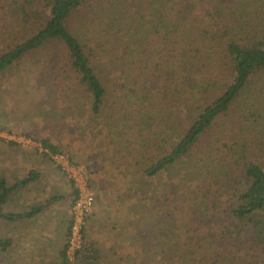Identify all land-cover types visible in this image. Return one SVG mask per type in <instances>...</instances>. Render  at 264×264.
Wrapping results in <instances>:
<instances>
[{"label": "trees", "instance_id": "obj_1", "mask_svg": "<svg viewBox=\"0 0 264 264\" xmlns=\"http://www.w3.org/2000/svg\"><path fill=\"white\" fill-rule=\"evenodd\" d=\"M81 24L94 45L77 33ZM42 51L52 57L38 62L55 96L83 101L93 126L105 124L91 160L110 148L114 187L132 174L154 183L183 168L162 195L170 220L154 250L162 257L149 264H264V105L239 111L264 79V0H0V74ZM90 170L91 187L105 189L103 169ZM64 174L74 205L80 190ZM40 178L37 170L16 183L0 178V219L22 218L4 207ZM9 244L0 239V248ZM78 262L109 264L90 242Z\"/></svg>", "mask_w": 264, "mask_h": 264}, {"label": "rangeland", "instance_id": "obj_2", "mask_svg": "<svg viewBox=\"0 0 264 264\" xmlns=\"http://www.w3.org/2000/svg\"><path fill=\"white\" fill-rule=\"evenodd\" d=\"M76 31L84 40L92 41L94 35L88 24L77 25ZM89 43L94 45V42ZM48 53L42 51L37 59L29 58L0 74V177L10 173L7 170L11 163L21 168L16 162L21 159L24 160L25 175L31 168H43V187L49 185V189L65 192L68 202L74 201L76 189L72 182L58 168L59 162L55 156L46 154L41 143L34 138L38 141L51 139L63 152L75 159V164L87 167L89 173L91 165L101 167L102 174L107 178V186L105 185V189H93L97 196V206L88 221L90 226L86 229V243H95V248L100 250L103 260L109 264H149L151 258L162 257L154 250L160 251L157 247L161 241L160 229L166 228L165 221L170 220L169 217L163 218L160 213L163 209L162 195H166L165 191L172 190L174 184L179 182L183 168L177 167L168 171L154 183L138 174H132L114 187L111 179L114 175L110 161L112 159L110 152H107L110 148L102 150V157L96 163L91 160L96 152L93 135L105 133V124L93 126L94 120L92 121V115L83 101L69 106L65 99L55 96L56 85L52 84L54 77L43 67L48 58L52 59ZM38 59L44 60V64L39 63ZM103 78L106 86L112 89V76L103 75ZM109 100H115L112 93ZM262 103L264 79L259 80L248 91L239 111L250 114L257 106L263 107ZM21 138L31 139L32 142H22L18 148L10 146L12 142L18 141L16 139ZM69 155L67 156L70 158ZM41 158L47 161V168L41 166ZM3 160L4 163L1 162ZM53 171L62 175L60 180L59 177L55 179L50 176ZM96 176L94 179L104 177Z\"/></svg>", "mask_w": 264, "mask_h": 264}, {"label": "crops", "instance_id": "obj_3", "mask_svg": "<svg viewBox=\"0 0 264 264\" xmlns=\"http://www.w3.org/2000/svg\"><path fill=\"white\" fill-rule=\"evenodd\" d=\"M16 162L21 168L11 163L7 170L10 173L1 176L10 183L24 180L29 174L25 175L24 160L17 159ZM46 163V160L40 159L44 168H47ZM37 171L41 175L40 180L18 191L4 207L7 214L22 218L15 221L0 219V239L10 241L5 249L0 248V264H66L74 201L68 202L65 192L49 189V185L43 187L45 170L40 168ZM50 176L60 180L62 175L53 171ZM33 212L32 217L25 216Z\"/></svg>", "mask_w": 264, "mask_h": 264}, {"label": "built area", "instance_id": "obj_4", "mask_svg": "<svg viewBox=\"0 0 264 264\" xmlns=\"http://www.w3.org/2000/svg\"><path fill=\"white\" fill-rule=\"evenodd\" d=\"M16 140L19 144L32 142L31 139L26 140L25 138ZM44 151L55 156L59 162L58 165L80 190L79 198L74 205L71 234L66 250L68 264H78L79 255L84 250L86 243L87 224L97 206V196L91 187V176L87 167L75 164L67 155L53 154L45 149Z\"/></svg>", "mask_w": 264, "mask_h": 264}]
</instances>
